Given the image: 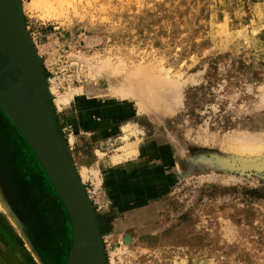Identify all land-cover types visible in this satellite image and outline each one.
Instances as JSON below:
<instances>
[{"label":"rangeland","instance_id":"obj_1","mask_svg":"<svg viewBox=\"0 0 264 264\" xmlns=\"http://www.w3.org/2000/svg\"><path fill=\"white\" fill-rule=\"evenodd\" d=\"M18 1L53 79L46 101L93 207L104 264H264V151H228L264 145V0ZM7 63L0 56V70ZM129 68L158 82V110L139 113L108 91ZM18 77L7 71L0 86ZM85 85L94 99L58 102ZM0 113V141L16 147L0 155L5 197L43 263L65 264L68 211ZM4 223L0 264H36Z\"/></svg>","mask_w":264,"mask_h":264},{"label":"water","instance_id":"obj_2","mask_svg":"<svg viewBox=\"0 0 264 264\" xmlns=\"http://www.w3.org/2000/svg\"><path fill=\"white\" fill-rule=\"evenodd\" d=\"M18 2L0 0V56L8 60L0 70V80L7 71H19L16 81L7 88L0 86V106L28 141L70 213L72 248L67 264H104L95 213L46 104L48 96L44 99L42 80L47 82L48 78L17 9ZM6 27L20 32L15 43L10 41Z\"/></svg>","mask_w":264,"mask_h":264},{"label":"bare ground","instance_id":"obj_3","mask_svg":"<svg viewBox=\"0 0 264 264\" xmlns=\"http://www.w3.org/2000/svg\"><path fill=\"white\" fill-rule=\"evenodd\" d=\"M5 31H6L7 35L9 36V39L12 43H15V40L18 36H21L20 32L18 30H16L15 28L12 29V28L6 27ZM38 57L41 58L39 55H38ZM21 62H22V64L26 65L25 60L22 59ZM126 71L127 72H125V75L122 77L119 74L115 73L116 78L118 75V78H117L115 83H113L110 80L111 85H109L108 91L116 98L115 101L120 102V103L121 102L127 103L128 101H130V102L132 101V102H134V110L139 112V113H142V112L151 113L154 110L156 111V109L158 110V106L160 105V102L158 100V92L162 88L159 87L158 82L157 83L154 82V79L149 75V71L146 70L142 74H135L133 69L131 70L130 68ZM146 73H147V75H146ZM42 82H43L42 84L44 86L43 93H44V99H45V95L50 97L51 94L56 92V90H55V87L53 85V79L50 81L47 80V82H44L42 80ZM95 91H96L95 88H91L88 85H85L80 90H77L75 88H70V90H68V92H66L64 94L58 93V102L65 105V106L76 105L77 104L76 97H83L87 100L94 99L95 93H96ZM45 103H46V101H45ZM0 110H2L1 106H0ZM5 125H6L5 118H4L3 114L0 113V135H1V131H3L2 128L4 129L3 126H5ZM6 133H7V131H6ZM5 143L6 142H4L2 140L0 141V155H1V153L4 152L5 149L7 151L8 147H9V150H10V147H11V149L14 148V146H10L9 144H8V147H6ZM228 149H229L228 151H231L234 154V156L244 157V155L251 156V155L257 154L259 151H262V150L264 151V145L258 144L257 142L238 141L237 143H235L233 145H228ZM81 175L83 176V179H84V177L86 176V170H84L81 173ZM4 179L8 181V179L5 176H4ZM29 188H31L30 185H29ZM61 200L64 203V200L62 198H61ZM64 205L66 207L65 203H64ZM66 209H67V207H66ZM67 211H68V209H67ZM0 212L2 213V216H0L1 227H4L5 231L6 230L9 231L8 235H10L11 231L9 230V228L4 223V219L8 220L9 224L11 225V228L14 230V232L21 239H23L22 242L27 246V253H28L27 258L29 260V263L36 262V264H44L42 261V258L40 257L39 251L36 250L34 247H32V244L26 238V236H25V234H24V232H23V230L19 224V221H18L19 219L15 215V213L12 211V208L10 207L9 202H8L7 198L5 197V194H4V191H3V188L1 185H0ZM68 215H69L71 225L73 226L69 211H68ZM51 218H52V221L53 220L56 221L58 219V216H56L53 213V214H51ZM10 238H11V236H10ZM2 240L6 244L10 243V242H8L9 237L7 235H2V231L0 229V241H2ZM67 246H68L69 253H68V258H67V261L65 262V264H67L69 256H70V252H71V248H72V239H70V241L67 240ZM15 248H17V247H15ZM15 248L12 246V251L11 250L10 251L12 252L13 259L18 261L19 255H18V252L16 251L17 249H15Z\"/></svg>","mask_w":264,"mask_h":264},{"label":"crops","instance_id":"obj_4","mask_svg":"<svg viewBox=\"0 0 264 264\" xmlns=\"http://www.w3.org/2000/svg\"><path fill=\"white\" fill-rule=\"evenodd\" d=\"M14 148H16V147L14 146Z\"/></svg>","mask_w":264,"mask_h":264}]
</instances>
